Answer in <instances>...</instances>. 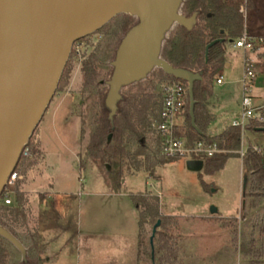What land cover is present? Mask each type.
I'll return each mask as SVG.
<instances>
[{
    "label": "rangeland",
    "instance_id": "obj_1",
    "mask_svg": "<svg viewBox=\"0 0 264 264\" xmlns=\"http://www.w3.org/2000/svg\"><path fill=\"white\" fill-rule=\"evenodd\" d=\"M260 7L253 25L264 23V1ZM108 31V28L100 29L74 46L63 71L64 77L32 134L33 140L41 143L43 160L17 180L28 200L24 206L25 220L7 222L25 253L5 238L10 262L25 264L36 240L40 244L41 259L48 247V257L43 258V264H136L139 224L131 195L149 192L159 196L161 213L178 219L179 226H172L168 233L179 243L177 264H252L250 260L254 257L241 252L239 244L252 233L257 239L261 238L264 198L257 201L255 207L247 206L245 181L248 175L243 155L249 146L264 145V132L244 130L241 157L229 158L214 173L190 170L187 161L195 152L189 150L174 161L158 164L153 173L144 169L125 173L118 191L114 189L109 165L104 162L96 165L92 158L84 156L96 126L99 94L96 85L84 87L81 61L84 54L95 52L102 77L111 79L118 43L112 41ZM262 50L249 52L227 45L226 60L231 66H225L219 74L223 83H214L215 95L208 108L216 119L210 125V133H219L242 113L245 59L251 58L255 64ZM254 69L260 78L252 85L250 94L254 104L262 107L264 68ZM157 70L155 67L146 78L124 85L121 96L129 94L140 82H151L160 90L162 83L156 76ZM98 82L102 85L104 81L100 78ZM106 88L108 93V81ZM181 121L182 117L179 123ZM136 146L133 144L131 148L134 150ZM83 156L86 169L80 168ZM46 192L49 197L44 200ZM9 198L10 205H14V194L10 193ZM248 200L249 204L251 199ZM212 207L218 211L213 213ZM56 210L61 218L53 224L51 220ZM235 225L237 241L234 240ZM79 228L82 231H78ZM144 228V237L149 240L153 225L146 224ZM45 240L48 241L46 247ZM258 246L262 252L254 258L253 264H264V244L260 247L259 242Z\"/></svg>",
    "mask_w": 264,
    "mask_h": 264
},
{
    "label": "trees",
    "instance_id": "obj_2",
    "mask_svg": "<svg viewBox=\"0 0 264 264\" xmlns=\"http://www.w3.org/2000/svg\"><path fill=\"white\" fill-rule=\"evenodd\" d=\"M264 0H183L181 13L186 17L196 14V22L191 29L176 24L165 38L161 56L175 68L189 70L201 76L194 83V99L196 101L194 114L197 128L192 125L190 116V98L188 82L167 74L158 68L156 76L162 83L160 90L151 82H140L133 91L123 96L117 104L115 114L106 104L107 88L109 81L102 77L98 68V58L95 52L83 55L81 61V73L84 79V87L96 85L98 90L99 110L95 119L96 126L90 135L85 147V157L92 158L94 164L102 162L110 167V174L116 191L121 189L122 179L125 173L144 169L153 173L158 164H165L178 159V155L167 156L163 152L164 137L157 125L161 122V111L165 100V88L169 85L181 84L186 96L182 121L176 126L175 135L183 138L190 147L202 145L208 148L216 145L217 151L212 155L192 154V159H201L204 162L202 170L206 173H214L221 169L231 157H241L243 131L241 127L232 124L224 127L219 133H210L211 123L216 115L208 108L211 99L215 95L214 83L217 82L219 74L226 66L227 45L237 40L246 29L254 38H264V23L262 25L253 23L261 10ZM242 8L244 11H242ZM246 15V16H245ZM130 14L122 13L113 18L101 29L108 28V34L112 41L118 43V47L127 32L138 23V18ZM79 39L73 45L81 42ZM223 39L209 49L206 61V47L214 40ZM257 46L256 52L259 51ZM263 49V50H262ZM260 60L255 64L250 63L253 68H264V43H261ZM67 65V64H66ZM66 70V66L64 71ZM65 72H63L64 77ZM113 74V72H112ZM111 74V76H112ZM104 82L102 85L99 79ZM62 81V78L61 80ZM264 128V105L257 111V116L251 118L245 130L264 132L258 130ZM136 144L133 150L131 147ZM31 154L28 158L21 156L16 170L20 175L43 160L41 143L33 140L31 136L28 144ZM152 148V149H151ZM151 149L150 152L148 150ZM84 156L81 158L80 168L86 169ZM244 170L248 175L245 201L247 206L255 207L256 202L264 198V145L260 148L249 146L243 155ZM205 189L207 184L204 183ZM14 194V205L5 204V200ZM132 202L136 207L139 224V242L137 247V264L149 262V264H177L179 262V243L176 237L170 236L169 230L178 227L179 222L175 216L165 215L160 211V199L158 195L149 192L132 194ZM248 199H251L248 204ZM28 203L25 193L20 189L18 181L13 185H7L0 196V226L10 231L18 240L16 233L9 227L8 220L18 222L25 220L24 206ZM246 210L243 208V213ZM245 216V213L243 214ZM161 220L156 236L154 238L155 255L152 258V248L149 240L144 237L146 224L155 225ZM233 220L237 221L234 217ZM229 223L225 222V225ZM237 226L233 228L234 240L237 241ZM261 238L257 239L252 233L249 239L243 238L239 244L240 251L246 255L257 257L261 254L260 247L264 244V226L261 227ZM7 241L0 235V264H13L9 260V252L4 245ZM39 241H34L32 253L29 254L25 264H41L39 256ZM254 258L250 263H254Z\"/></svg>",
    "mask_w": 264,
    "mask_h": 264
},
{
    "label": "water",
    "instance_id": "obj_3",
    "mask_svg": "<svg viewBox=\"0 0 264 264\" xmlns=\"http://www.w3.org/2000/svg\"><path fill=\"white\" fill-rule=\"evenodd\" d=\"M182 2L0 0V196L57 90L74 43L100 30L119 14L136 16L138 23L122 39L113 62L106 98L111 114L116 113L122 98L121 88L146 78L158 67L188 82L191 122L197 128L193 89L201 76L175 68L161 56L166 34L175 23L191 29L196 22V14L186 17L181 13ZM218 41L223 39L207 45L206 61L210 47ZM203 166L201 159L187 161L193 171L199 172ZM211 210L218 211L215 207ZM160 225L158 220L150 236L153 259L154 238ZM0 235L25 253L22 243L2 226Z\"/></svg>",
    "mask_w": 264,
    "mask_h": 264
},
{
    "label": "built area",
    "instance_id": "obj_4",
    "mask_svg": "<svg viewBox=\"0 0 264 264\" xmlns=\"http://www.w3.org/2000/svg\"><path fill=\"white\" fill-rule=\"evenodd\" d=\"M242 11L244 9L242 8ZM246 16V15H245ZM261 43H264V38H254L249 35L248 31L245 29L242 35L235 40L233 43L234 48H241L245 51L256 52L257 46ZM251 58L245 59V74H244V91L245 94L242 99V113L239 117L232 120V125L241 127L242 130H245V127L248 121L251 118L257 116V111L260 106L255 105L252 95L250 94L251 87L253 84H256L259 80V74L255 69L250 65L253 64ZM222 82V77L219 76L217 83ZM165 100L163 102V107L161 111V122L157 125V128L164 137L163 152L167 156H175L179 154H184L189 150L197 154H206L212 156L216 151V145L204 148L201 144L194 147L193 149L189 148L187 142L183 138H179L175 135L176 126L179 124V119L182 117L184 111V105L186 102V96L181 84L169 85L165 88ZM31 154L30 147L26 145L22 151L21 156L23 158H28ZM21 177L20 173L16 170H13L7 185H13ZM7 187V186H6ZM5 204H11V199L8 197L5 200Z\"/></svg>",
    "mask_w": 264,
    "mask_h": 264
},
{
    "label": "crops",
    "instance_id": "obj_5",
    "mask_svg": "<svg viewBox=\"0 0 264 264\" xmlns=\"http://www.w3.org/2000/svg\"><path fill=\"white\" fill-rule=\"evenodd\" d=\"M226 66H227V67H230L231 64H230L229 62H227V63H226ZM222 83H223V79H222V82H221V83H217V84H222ZM234 119H235V118H234ZM46 196H47V197L44 198V200H47V198L49 197V195L47 194V192H46ZM53 214H54V215H53ZM53 214H52V215L54 216V219L51 220V221H52L53 224H54V222L60 220V218H61V214H60V212H58L57 210H56V211H53ZM52 222H51V223H52ZM51 226H52V225H51ZM78 231H82V228H79ZM47 244H48V241L45 240V247H46ZM137 247H138V246H137ZM47 249H48V247L45 248V252L43 253V257H42V262H41V264H43V258H44V257H46V258L48 257V254H47L48 251H47ZM136 264H137V250H136Z\"/></svg>",
    "mask_w": 264,
    "mask_h": 264
}]
</instances>
